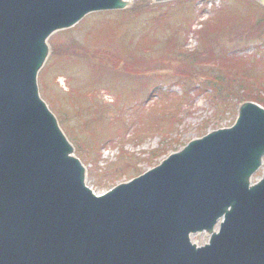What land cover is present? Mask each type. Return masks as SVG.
I'll list each match as a JSON object with an SVG mask.
<instances>
[{
    "label": "water",
    "instance_id": "water-1",
    "mask_svg": "<svg viewBox=\"0 0 264 264\" xmlns=\"http://www.w3.org/2000/svg\"><path fill=\"white\" fill-rule=\"evenodd\" d=\"M135 6L0 0V264H264V170L250 183L263 164L262 105L241 102L231 126L97 195L42 99L37 76L52 34L90 13ZM203 230L211 244H191Z\"/></svg>",
    "mask_w": 264,
    "mask_h": 264
},
{
    "label": "rangeland",
    "instance_id": "rangeland-1",
    "mask_svg": "<svg viewBox=\"0 0 264 264\" xmlns=\"http://www.w3.org/2000/svg\"><path fill=\"white\" fill-rule=\"evenodd\" d=\"M135 7L124 15L89 14L73 29L53 34L51 55L38 76L43 96L88 165L89 184L97 192L156 165L192 137L230 125L243 98L264 100V84L255 99L248 98L238 82L222 83L228 103L213 98L212 74L205 72L219 64L215 58L200 62L193 57L208 56L204 30L218 10L233 8V14L249 10L258 18L264 16L258 4L179 0L158 6L151 0H136ZM154 16L158 18L149 19ZM214 32L210 41L215 54L223 46L228 55L247 58L244 65H237L236 80L257 78L262 83L264 30L253 37L250 31ZM135 57L143 61H131ZM192 238L208 241L204 235Z\"/></svg>",
    "mask_w": 264,
    "mask_h": 264
},
{
    "label": "trees",
    "instance_id": "trees-1",
    "mask_svg": "<svg viewBox=\"0 0 264 264\" xmlns=\"http://www.w3.org/2000/svg\"><path fill=\"white\" fill-rule=\"evenodd\" d=\"M247 13L245 14H241V13H237V14H233L235 13V10H233V8L229 9L226 11V9H220L218 10L217 15H215L214 18H211V20H209V22L207 23L208 26L205 27L204 30V35L203 38L206 39V43L209 44L210 48L208 50V56H201L200 54L198 55H194L193 57H196V59H199L200 62L201 61H207V60H212V58H215L214 61H216L217 64H219V67L216 69L210 68L211 71H213V73L207 72L212 74L213 78L217 79L221 84L223 82H228L229 84L231 83H235L238 82V84L241 86L240 88L242 90L245 91L246 95H248V98H258L257 96H255L256 93H259V89L258 87H261L260 85L262 83L257 82V78H248L245 79L243 77H239V80H236V77L234 75V73H238L237 72V65H239V63H241V65L245 64V61L247 60V58L244 57H240V56H235L233 54L231 55H227V50L222 46L221 50L223 51V49H225V52L221 51L220 54H215L212 51L211 48V37L213 36V34L215 33L214 31L218 30V29H223L225 31L228 30H238L239 32H247L250 31V33L253 36H256L257 33L263 32L264 30V17L260 16L258 18H254L251 17L249 14V10L247 11ZM255 16V15H254ZM186 59H189L188 61H190V56L186 55L185 56ZM142 58L136 57L135 60L138 61H143L141 60ZM225 66H229V68L231 69H225ZM236 68V70H234L233 68ZM239 68V67H238ZM208 71V70H206ZM217 72V73H214ZM240 71V70H239ZM244 75H249V76H253L256 77L254 75H251L250 72H243ZM212 83V82H211ZM216 85V86H215ZM211 86L213 87V91H214V96L217 99H221L223 100V102H227V96L223 94V87H225V84L222 85H218V84H211ZM225 89V88H224ZM247 90V92H246ZM254 93V96H251L250 94ZM247 98V97H246ZM244 99V98H243ZM263 104H264V100H262ZM228 103V102H227Z\"/></svg>",
    "mask_w": 264,
    "mask_h": 264
}]
</instances>
